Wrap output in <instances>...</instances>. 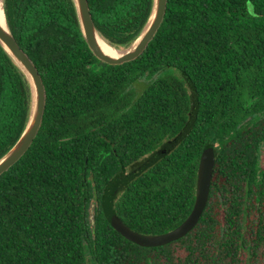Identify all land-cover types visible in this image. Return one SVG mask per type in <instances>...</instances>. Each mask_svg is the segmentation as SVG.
<instances>
[{
	"label": "trees",
	"instance_id": "trees-1",
	"mask_svg": "<svg viewBox=\"0 0 264 264\" xmlns=\"http://www.w3.org/2000/svg\"><path fill=\"white\" fill-rule=\"evenodd\" d=\"M87 1L100 36L117 49L136 40L153 2ZM3 7L46 103L31 146L0 175V264H264V0H167L153 40L121 65L89 50L74 0ZM31 98L0 45V157L22 133ZM187 125L113 204L137 233H180L157 246L132 243L104 217L105 188ZM208 150L206 205L186 224Z\"/></svg>",
	"mask_w": 264,
	"mask_h": 264
},
{
	"label": "water",
	"instance_id": "water-1",
	"mask_svg": "<svg viewBox=\"0 0 264 264\" xmlns=\"http://www.w3.org/2000/svg\"><path fill=\"white\" fill-rule=\"evenodd\" d=\"M74 4L82 36L92 54L102 63L108 65H121L137 59L145 51L148 44L153 40L163 22L166 12L167 0H153L150 14L140 34L136 40L125 49L114 48L103 40L94 25L87 0H74ZM3 13L5 17V24L3 25L0 22V45L25 74L30 84L32 98L29 117L22 133L16 142L0 157V175L13 166L31 146L41 127L46 103V92L42 78L33 61L17 44L7 24L4 7ZM101 40H103L109 47L113 49L124 51L123 54L119 56H113L106 53L99 44V41ZM196 107L197 100L193 94L192 109L189 114L190 122L195 119ZM187 130L188 125L175 139L166 142L161 148L152 153L128 173L113 178L106 186L102 197V211L104 217L109 225L126 240L143 247L157 246L161 243L171 240L180 233L178 229L165 235H145L137 233L131 230L116 215L113 209V204L117 194L121 191V189L124 188V186L132 179L149 168L154 162L169 154L177 146L181 138L186 135ZM214 162L215 159L213 152L211 150L206 151L203 154L199 165L194 211L192 212V215L189 217L186 224L193 223L206 205L213 175ZM90 220L93 223L92 212Z\"/></svg>",
	"mask_w": 264,
	"mask_h": 264
},
{
	"label": "bare ground",
	"instance_id": "bare-ground-1",
	"mask_svg": "<svg viewBox=\"0 0 264 264\" xmlns=\"http://www.w3.org/2000/svg\"><path fill=\"white\" fill-rule=\"evenodd\" d=\"M0 22L4 25L5 24V17L3 13V3L2 0H0ZM99 44L101 48L108 54L113 55V56H119L123 54L124 51L122 50H117L109 47L103 40L99 41Z\"/></svg>",
	"mask_w": 264,
	"mask_h": 264
},
{
	"label": "flooded vegetation",
	"instance_id": "flooded-vegetation-1",
	"mask_svg": "<svg viewBox=\"0 0 264 264\" xmlns=\"http://www.w3.org/2000/svg\"><path fill=\"white\" fill-rule=\"evenodd\" d=\"M129 171H127L126 173H128Z\"/></svg>",
	"mask_w": 264,
	"mask_h": 264
},
{
	"label": "rangeland",
	"instance_id": "rangeland-1",
	"mask_svg": "<svg viewBox=\"0 0 264 264\" xmlns=\"http://www.w3.org/2000/svg\"><path fill=\"white\" fill-rule=\"evenodd\" d=\"M89 264H91V263H89Z\"/></svg>",
	"mask_w": 264,
	"mask_h": 264
}]
</instances>
